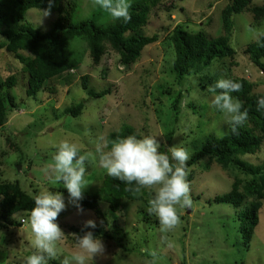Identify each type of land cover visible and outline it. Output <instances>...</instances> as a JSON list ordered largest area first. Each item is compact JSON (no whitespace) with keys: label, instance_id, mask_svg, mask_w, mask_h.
Here are the masks:
<instances>
[{"label":"rangeland","instance_id":"obj_1","mask_svg":"<svg viewBox=\"0 0 264 264\" xmlns=\"http://www.w3.org/2000/svg\"><path fill=\"white\" fill-rule=\"evenodd\" d=\"M75 1L77 10L71 19L73 23L90 19L96 25L106 26L116 21L105 10L94 6V0ZM136 1L128 0V3L132 5ZM161 3L163 9H155L144 31L157 34L158 41L147 46L134 64L121 66L118 54L110 48L95 64L85 43L75 38L69 51L73 58L80 57L81 63L76 70L48 83V88L54 91L52 94L41 90L35 97H28L22 65L13 55L0 50V80L10 74L17 77L16 86L9 90L16 107L9 111L7 123L0 128V153H3L0 181L17 183L22 191L33 197L44 189L63 194L66 208L56 222L66 237L57 242L58 254L53 260L58 264H63L65 259L69 264H76L73 256L79 249L70 236L73 234L70 228H82L88 220L96 222L93 211L81 212L69 203L67 189L62 182L55 181V174L49 168L62 141L75 143L78 155L87 157L85 196L98 189L107 174L99 165V155L95 151L97 141L102 137L106 142L107 135L121 126L129 125L137 132L145 129L162 145L187 149L189 156L208 135L221 137L227 131L230 117L212 104L213 93L201 90L193 77L185 78L180 85L175 84L170 74L174 51L168 37L176 24L186 31L203 32L212 38L221 35V11L229 0H161ZM252 5L263 6L264 0H252ZM55 18V11L44 18L40 9H30L20 23L48 32ZM232 21L229 43L235 52L233 62L236 65L232 66L228 59L218 60L213 62L209 73L217 72L221 79L230 75L247 78L254 84L253 92L264 96V72L254 66L243 51L264 34V22L257 23L247 11L234 14ZM261 61L264 66V58ZM82 76L88 77L89 89L96 92L110 89L111 94L89 98L82 89ZM180 90L183 99L178 122L171 140H167L171 129L170 103ZM77 103L84 104L80 115L64 114L65 108ZM189 103L194 109L186 107ZM160 150L166 151V148ZM238 158L250 165H263L264 140L254 154ZM202 166L187 167L192 207L177 206L180 223L172 230L162 231L160 223H153L157 216L148 212L149 201L125 200L118 213H110L107 205L99 202L109 232L114 229L110 222L117 219L124 236L121 243L127 251L117 246V236L111 232L112 239L102 241L104 255L89 259L86 264H264V199L258 212V224L246 243L241 233L242 208L214 200L230 191L236 172L233 168L224 170L214 162L209 163L207 170ZM145 189L155 196L156 188ZM29 216L27 213L12 215L10 220L17 225L0 221V264H27V258L37 251ZM143 216L147 221H143ZM21 219L25 223L22 224Z\"/></svg>","mask_w":264,"mask_h":264},{"label":"trees","instance_id":"obj_2","mask_svg":"<svg viewBox=\"0 0 264 264\" xmlns=\"http://www.w3.org/2000/svg\"><path fill=\"white\" fill-rule=\"evenodd\" d=\"M251 2L252 0H229V4L221 11L222 34L217 37H208L203 32L186 31L179 24L174 26L168 39L174 51L170 74L175 84L180 85L185 78L193 77L201 90L214 95L219 94L220 90L210 89L221 79V76L217 72L209 73V69L213 62L223 59L230 60L232 66L236 65L233 62L235 52L229 43L233 29L232 16L247 11L257 23L264 22V5L250 6ZM161 5V0H138L130 7L129 22L120 19L106 26H100L90 19L73 23L71 19L77 10L76 1L56 0V6L52 9V12H56V18L51 29L42 32L20 22L30 9L46 8L47 0H0V50L13 55L22 65V70L26 74L25 94L28 97H35L41 90H47L52 94L54 91L48 88V83L54 78L76 70L81 63L80 57L73 58L69 51L72 40L79 38L85 43L84 46L95 64L105 55L107 48H110L118 54L121 66L129 67L142 56L147 46L158 41L157 34H146L144 31L150 24L149 18L155 9H163ZM243 51L248 55L250 62L264 72L261 61L264 58V34L249 43ZM25 53L27 55H24ZM227 79L242 84V90L232 95L241 101V111H248V119L238 128V134L232 133V125L228 122L227 131L223 136L208 135L191 154L187 167L200 164L203 165L202 169L207 170L209 163L214 162L224 170L234 169L237 177L233 179L230 191L214 200L242 208L241 233L248 243L258 224V212L264 199V164L250 165L241 161L238 156L254 154L264 140V109L258 110V101L264 96L253 92L254 84L247 78L230 75ZM87 82L88 77L82 76V89L89 98L98 99L111 94L110 89L93 91L89 89ZM16 84L17 77L13 74L0 80V128L7 123L9 111L16 107L14 97L9 92ZM182 94L180 90L170 103L171 129L167 140H171L178 122ZM186 107L194 109L190 103ZM83 108V103H77L65 108L63 112L65 115L76 117ZM132 134L138 139L149 136L145 129L137 132L133 127L124 125L118 131L107 135L108 148L111 147V141ZM2 154L0 153V157ZM204 160L207 162L202 164ZM135 186V182L129 186L106 174L100 187L93 193L83 196L80 202L83 210H91L95 213L97 227L95 229L71 227V232L82 236L85 231H92L102 241L111 240L114 233L117 236V246L127 251V247L125 248L121 243L124 236L117 219L114 218L113 223L110 222L114 229L109 232L108 222L99 208V202H104L110 213H118L122 211L125 200L147 203L154 198L153 193L145 188L140 192L130 190ZM33 207L34 197L22 191L17 183L0 181V221L17 225L10 220L11 216L17 213L30 214ZM141 212L143 215V211ZM147 219L143 216V221ZM153 223L159 224V220L156 218ZM48 264H58V262L50 259Z\"/></svg>","mask_w":264,"mask_h":264},{"label":"clouds","instance_id":"obj_3","mask_svg":"<svg viewBox=\"0 0 264 264\" xmlns=\"http://www.w3.org/2000/svg\"><path fill=\"white\" fill-rule=\"evenodd\" d=\"M56 0H47V7L41 9L44 18L51 16ZM94 6L105 10L115 20H131L128 0H94ZM242 84L231 79H220L213 86L212 91L220 90L215 95L212 104L221 112L230 117L231 131L238 134V128L248 119V111H241L242 103L232 93L242 90ZM264 109V98L258 101V110ZM164 147L166 151L160 149ZM108 143L101 137L95 151L99 155V165L107 174L126 185L135 187L130 190L140 192L142 188H156L154 198L149 200L148 212L155 214L162 231L172 230L180 223L179 208H191L190 186L187 182V161L189 152L179 146L167 147L162 145L156 137L128 135ZM79 149L75 143L62 141L53 157L54 163L49 165L55 174V181L62 182L69 194V203L78 211H83L80 201L83 199V190L86 188V160L85 155H78ZM66 208L64 196L60 192L52 193L48 189L40 191L34 196V207L30 212L28 223L34 235V247L37 249L27 258V264H48L58 254L57 242L66 235L56 222L59 214ZM85 228L97 227L93 220L85 222ZM79 251L73 256L76 264H86L94 257L104 255L105 245L92 231H85L83 235L70 234ZM63 264H69L65 259Z\"/></svg>","mask_w":264,"mask_h":264},{"label":"built area","instance_id":"obj_4","mask_svg":"<svg viewBox=\"0 0 264 264\" xmlns=\"http://www.w3.org/2000/svg\"><path fill=\"white\" fill-rule=\"evenodd\" d=\"M20 222L23 224V223H25V220H24V219H21V221H20Z\"/></svg>","mask_w":264,"mask_h":264}]
</instances>
